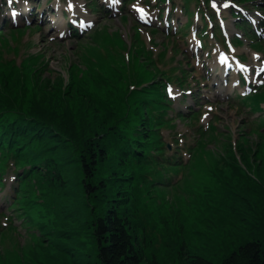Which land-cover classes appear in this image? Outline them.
<instances>
[{
    "label": "rangeland",
    "instance_id": "1",
    "mask_svg": "<svg viewBox=\"0 0 264 264\" xmlns=\"http://www.w3.org/2000/svg\"><path fill=\"white\" fill-rule=\"evenodd\" d=\"M241 19L253 24L255 36L236 26ZM28 57L38 69L33 77L19 79L20 72L0 77L27 102L39 97L29 92L38 82L47 84L45 97L59 75L66 83L74 63L84 79L90 78L87 67L105 80L122 63L132 80L142 71L153 78L161 98L151 107L168 110L159 113L169 118L159 130L165 158L150 159L142 169L133 166L130 198L145 225V251L160 264L186 263L190 252L219 261L263 236L264 0H216L215 6L212 0H0V63H24ZM226 62L242 67L227 65L220 78L215 72L225 73ZM86 88L107 93L92 83ZM63 103L66 107L48 103L58 119L72 116L98 127L85 100ZM83 128L72 125L66 138L43 128V144L61 162L66 180L49 193L47 205L37 187L24 190L20 202L12 200L17 180L11 159L0 185V264L95 259L90 229L95 206L85 198L72 135ZM111 180L110 187H117L118 179Z\"/></svg>",
    "mask_w": 264,
    "mask_h": 264
},
{
    "label": "trees",
    "instance_id": "2",
    "mask_svg": "<svg viewBox=\"0 0 264 264\" xmlns=\"http://www.w3.org/2000/svg\"><path fill=\"white\" fill-rule=\"evenodd\" d=\"M233 16L238 17L239 14L233 13ZM235 24L237 27L243 26L253 36L256 35L245 19L238 20ZM103 35L107 37L109 32H103ZM97 49L100 50L99 47ZM34 63L32 57L25 58L24 63L19 64L12 60L0 63L1 66L4 65L0 77L17 72H20L17 73L19 79L21 76L33 77L35 71H38L32 65ZM74 64L68 67L67 82L62 83L63 77L59 75L57 84L49 87L47 97L44 93L47 84L43 79V82L33 85L35 87H30L29 92L34 96L39 94L34 102H27L17 89L6 86L5 78L0 79V153L3 157L0 159V185L4 184L3 173L13 159L17 181L13 185L12 200L20 202L25 197L24 190L29 189L33 193L37 187L40 191L39 198L43 196V202L47 205L49 193L65 187L66 180L61 162L47 149L49 147L45 148L41 134L48 129L51 134H62L61 137L66 138L67 133H71L72 125L83 126L82 132H72V135L78 141L75 155L80 164L85 198L91 202L92 208L95 206L90 211V229L96 245L95 259L90 257L91 260L85 264H160L152 253L145 251V225L138 215L137 204H133L130 198V195H134L130 187L135 174L134 165L141 168L150 159L160 161L159 159L165 158L159 130L161 125L168 124L169 118L159 113H166L168 110L163 105L151 107L161 97L156 93L157 85L153 78L143 75L144 71L140 67L137 71H142V75L134 80L130 79L123 63L120 68L116 66L108 77L104 76L103 80L102 76L95 74L96 71H90L89 67L84 70L90 78L84 79L80 75V69L74 70L77 66ZM5 69L8 71L4 72ZM89 83H92L93 88L102 86V90L105 89L107 93L86 88ZM145 87L151 89L146 90ZM117 92H121L122 97ZM146 93L153 95L147 96ZM44 99H48L46 104H42ZM72 100L78 101L80 105L85 100L90 105L96 116L95 125H98L95 130L88 128L90 125L85 121L75 122L72 116L58 119L57 112L48 105L50 103L63 108L66 107L63 102H70L72 105ZM147 101L149 104H146ZM115 103L119 105L114 106ZM24 104L27 105L26 111L22 108ZM13 108H16L14 118L10 117ZM121 109L132 112L121 114ZM191 114V118H194L197 111ZM131 115L132 118H128ZM152 150L153 154L150 153ZM104 161L107 163L101 169ZM103 170L109 172L111 178H107ZM114 178L118 179V186L115 188L110 187L111 179ZM186 258L187 262L182 264H264V234L262 237L246 240L219 261L191 252Z\"/></svg>",
    "mask_w": 264,
    "mask_h": 264
},
{
    "label": "snow or ice",
    "instance_id": "3",
    "mask_svg": "<svg viewBox=\"0 0 264 264\" xmlns=\"http://www.w3.org/2000/svg\"><path fill=\"white\" fill-rule=\"evenodd\" d=\"M9 2L11 3L12 0H9ZM212 3L215 6L216 5V0H212ZM70 7H73V5L70 4ZM141 10H143V9H141ZM16 14H17V10L14 9L13 10V15H16ZM224 57H227V53L224 54ZM169 92H170V94H173V93H171V89H169ZM175 94H178V93H175ZM205 115H207V113H205Z\"/></svg>",
    "mask_w": 264,
    "mask_h": 264
},
{
    "label": "bare ground",
    "instance_id": "4",
    "mask_svg": "<svg viewBox=\"0 0 264 264\" xmlns=\"http://www.w3.org/2000/svg\"><path fill=\"white\" fill-rule=\"evenodd\" d=\"M225 67V66H224ZM228 67H235L233 64H230ZM237 69V68H236ZM245 69V68H244ZM224 70H226V69H224ZM227 71V70H226ZM225 71V72H226ZM225 74V73H224Z\"/></svg>",
    "mask_w": 264,
    "mask_h": 264
}]
</instances>
